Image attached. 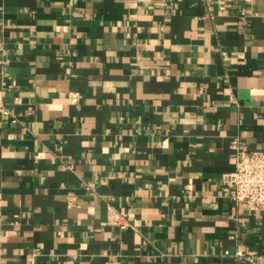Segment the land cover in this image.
<instances>
[{"label": "crops", "instance_id": "0c3cea01", "mask_svg": "<svg viewBox=\"0 0 264 264\" xmlns=\"http://www.w3.org/2000/svg\"><path fill=\"white\" fill-rule=\"evenodd\" d=\"M235 139L264 0H0V264H264Z\"/></svg>", "mask_w": 264, "mask_h": 264}, {"label": "built area", "instance_id": "2783aa9c", "mask_svg": "<svg viewBox=\"0 0 264 264\" xmlns=\"http://www.w3.org/2000/svg\"><path fill=\"white\" fill-rule=\"evenodd\" d=\"M235 169L225 181L232 189V200L245 203L251 210L264 211V149H245L235 139ZM237 255L244 256L239 250Z\"/></svg>", "mask_w": 264, "mask_h": 264}]
</instances>
